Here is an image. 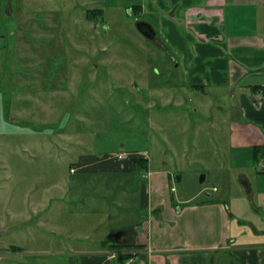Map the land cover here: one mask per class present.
I'll return each instance as SVG.
<instances>
[{
	"label": "rangeland",
	"instance_id": "obj_1",
	"mask_svg": "<svg viewBox=\"0 0 264 264\" xmlns=\"http://www.w3.org/2000/svg\"><path fill=\"white\" fill-rule=\"evenodd\" d=\"M128 1L0 0V264L100 248L109 230L146 218L131 190L152 174L172 179L170 200H188L181 208L221 203L231 221H249L248 208L234 214L249 201L238 200L228 148L213 130L199 134L193 98L183 112L163 105L157 92L176 82L158 78ZM92 10L102 15L88 19ZM118 153L145 157L147 170L77 171L80 155Z\"/></svg>",
	"mask_w": 264,
	"mask_h": 264
},
{
	"label": "crops",
	"instance_id": "obj_2",
	"mask_svg": "<svg viewBox=\"0 0 264 264\" xmlns=\"http://www.w3.org/2000/svg\"><path fill=\"white\" fill-rule=\"evenodd\" d=\"M126 8L154 32L148 39L137 28L153 43L148 59L157 61L158 78L168 74L176 82L169 92L163 86L157 92L163 105L183 112L192 97L199 134L213 130L227 146L233 185L243 195L238 200L249 201L235 206L234 214L248 208L249 221L246 227L244 219L231 221L221 203L181 208L188 200H170L172 179L152 174L147 185L131 190L136 206L147 212L144 220L109 230L100 248L74 244L72 251L32 257H61L60 264H264V168L259 172L254 163V148L264 147V0H130ZM88 158H77L79 173H128L137 167L134 159L148 166L135 153ZM48 260L44 264H53Z\"/></svg>",
	"mask_w": 264,
	"mask_h": 264
},
{
	"label": "trees",
	"instance_id": "obj_3",
	"mask_svg": "<svg viewBox=\"0 0 264 264\" xmlns=\"http://www.w3.org/2000/svg\"><path fill=\"white\" fill-rule=\"evenodd\" d=\"M96 1V0H94ZM90 12L86 17L89 19V17L93 16V17H98V16H101L102 13L100 10H92V11H88ZM87 12V13H88ZM86 18V19H87ZM264 155V147H255L254 148V163H255V167L259 170V172H261V169H263V165H260V163L262 162L260 157H263ZM134 162V165L139 167V168H147V164H146V160H136L134 159L133 160ZM261 161V162H260ZM260 162V163H259ZM8 250H10V252H21L22 249L19 248V247H15V246H11Z\"/></svg>",
	"mask_w": 264,
	"mask_h": 264
},
{
	"label": "water",
	"instance_id": "obj_4",
	"mask_svg": "<svg viewBox=\"0 0 264 264\" xmlns=\"http://www.w3.org/2000/svg\"><path fill=\"white\" fill-rule=\"evenodd\" d=\"M137 28L139 29V31L142 33L144 37L148 39H152L154 37V32L148 24L140 22L137 24ZM202 181L203 179L201 180V182Z\"/></svg>",
	"mask_w": 264,
	"mask_h": 264
},
{
	"label": "built area",
	"instance_id": "obj_5",
	"mask_svg": "<svg viewBox=\"0 0 264 264\" xmlns=\"http://www.w3.org/2000/svg\"><path fill=\"white\" fill-rule=\"evenodd\" d=\"M262 165L264 166V160L262 161Z\"/></svg>",
	"mask_w": 264,
	"mask_h": 264
}]
</instances>
